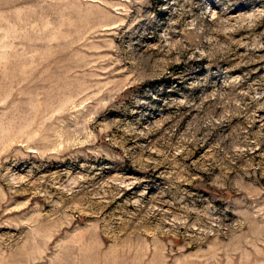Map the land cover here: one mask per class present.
I'll return each mask as SVG.
<instances>
[{
    "label": "rangeland",
    "instance_id": "374dc122",
    "mask_svg": "<svg viewBox=\"0 0 264 264\" xmlns=\"http://www.w3.org/2000/svg\"><path fill=\"white\" fill-rule=\"evenodd\" d=\"M0 264H264V0H0Z\"/></svg>",
    "mask_w": 264,
    "mask_h": 264
}]
</instances>
